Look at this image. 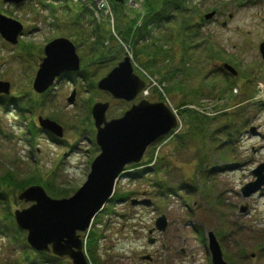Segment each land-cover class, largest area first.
Returning <instances> with one entry per match:
<instances>
[{"label":"rangeland","instance_id":"obj_1","mask_svg":"<svg viewBox=\"0 0 264 264\" xmlns=\"http://www.w3.org/2000/svg\"><path fill=\"white\" fill-rule=\"evenodd\" d=\"M150 1H119L123 8L114 14L115 25L117 20L132 25L125 40L113 28L103 39L94 37L103 28L98 24L108 28V20L93 13V4L105 7L104 0H26L19 5L0 0V14L22 23L17 44L0 31V81L10 84L8 94L0 93V264H71L68 258L29 246L17 212L36 202L19 197L32 187H40L52 199L72 197L88 181L102 153L91 109L109 102L105 117L110 121L122 118L131 106L98 89L114 62L124 61L127 52L138 67L134 71L141 70L142 75L137 74L153 90L152 100L165 97L175 108L184 100L197 102L194 105L206 118L190 126V132L187 120H181L187 129L183 139L176 138L183 130L178 126L169 138H157L142 158L145 166L133 162L121 169L115 191L118 197L129 195L127 201L109 200L92 222L98 235L97 262L212 264L211 251L219 249L227 264H264V187L249 197L241 192L255 179L253 169L264 162V138L257 135L264 134V60L258 50L264 39V0H178L182 12L170 6L158 12L168 10L169 25L161 16L149 21ZM211 11L215 15L206 19ZM74 19L84 32L72 36ZM192 20L200 25L184 35L181 25ZM0 24L6 26L5 35H13L12 23ZM139 26L146 28L135 32ZM177 36V42L170 40ZM59 38L76 44L81 64L90 70L82 76H60L52 90L39 95L32 83L43 49ZM96 41L98 48L93 46ZM126 41H139L141 52L147 53L137 59ZM192 41L201 44L184 54L182 45L189 47ZM112 45L119 59L112 60L111 67L106 60ZM148 54L154 55L155 66L148 64L154 69L140 64ZM224 62L237 74L219 71ZM38 116L63 126V137L52 142L39 129ZM135 198L147 202L132 205ZM163 213L169 219L167 229L150 235ZM212 236L216 246L210 248ZM152 237L156 242L150 244ZM85 252L89 255L87 246ZM145 255L152 261L144 260Z\"/></svg>","mask_w":264,"mask_h":264},{"label":"water","instance_id":"obj_2","mask_svg":"<svg viewBox=\"0 0 264 264\" xmlns=\"http://www.w3.org/2000/svg\"><path fill=\"white\" fill-rule=\"evenodd\" d=\"M117 2L121 0H115ZM5 3L21 4L24 0H4ZM214 12L205 16L211 18ZM0 20L12 23L13 35H5V25L0 24V31L6 39L16 44L22 24L0 14ZM264 58V40L259 45ZM46 57L37 71L33 87L38 92L45 91L55 77L78 68L79 59L75 47L68 39L59 38L45 47ZM224 69L232 74L237 71L228 63ZM99 88L109 91L115 98L127 101L135 99L144 83L134 74L129 58L114 68L99 82ZM9 83L0 82V92L7 93ZM74 94L70 97L72 100ZM108 105L96 103L92 108L97 129L96 140L102 153L93 162L92 173L88 181L72 197L52 199L44 194L40 187L27 189L20 199L33 200L36 203L30 209L17 212L19 226L27 230V241L37 251H52L55 255L68 257L73 264H89L83 252V242L78 231L84 232L90 225L94 215L110 198L114 190L115 179L127 164L138 162L146 147L156 138L166 134L177 124L175 115L165 102L151 103L141 100L133 104L122 118L106 120ZM42 126L55 134H60L61 127L55 122L40 119ZM253 174L255 181L242 188L244 196L256 192L264 184V163L260 164ZM137 200H132L136 204ZM147 202V201H141ZM167 226L165 215L158 217L155 227L162 232ZM149 242H153L150 239ZM216 246L211 238L210 248ZM213 264H227L219 249L211 251Z\"/></svg>","mask_w":264,"mask_h":264},{"label":"trees","instance_id":"obj_3","mask_svg":"<svg viewBox=\"0 0 264 264\" xmlns=\"http://www.w3.org/2000/svg\"><path fill=\"white\" fill-rule=\"evenodd\" d=\"M59 1H61V0H59ZM180 1H178L177 0V2H176V0H153L152 1V3H151V1L148 3V4H150L151 3V10L153 11V13H151V15H152V17H151V19H149V21L150 22H157V21H159V18H160V16L161 17H163L164 19H166L167 20V23H168V25L169 24H171V22L170 21H168V20H170L171 19V17H169L170 16V14L169 13H166V12H168V10H166L165 12H164V14H162V15H160L158 12H161L163 9H165L166 7H168V6H170L173 10H175V11H178L179 13L180 12H182V8H180V5L178 4ZM41 4L42 5H44V2L42 1L41 2ZM111 4H112V7H113V10H114V14H116L117 12H118V14H121V10H122V8H123V6H122V4H120V3H116L114 0H111ZM44 6H48V5H44ZM79 9V8H78ZM84 9H86V13H90V11L87 9V8H85V7H81L80 8V10H84ZM172 13V12H171ZM174 18V17H173ZM152 20V21H151ZM90 22H91V20H89ZM126 22V21H125ZM187 22H189L186 26H185V24H182L181 25V27H183V34L184 33H186L187 31H188V28H190V27H192V28H195V26H198V25H200L197 21H195V22H193V20L192 21H187ZM181 24V23H180ZM179 24V25H180ZM106 25V24H105ZM105 25H103V24H98L97 25V28L99 27V28H101V27H103L101 30H98V33L96 34V35H94V37L95 38H101V39H103L104 38V35H106L105 34V32L106 33H109L110 31H109V27L107 28ZM174 25V24H173ZM131 27H132V25H128L127 23H124V22H122V21H119V20H117V23H116V25H115V29H116V33L117 34H120L125 40H128V37H129V35H130V29H131ZM146 27H142V26H139V28L138 29H136L135 30V32H139V31H142V30H144ZM173 30L175 31V29L173 28ZM81 31V32H80ZM70 34L72 35V36H74L75 34L76 35H78L79 33H83L84 31L82 30V28L79 26V24H78V21H77V19H74L73 21H72V23H71V29H70ZM134 34V33H133ZM185 35V34H184ZM86 37H89L90 38V35H85ZM179 36V35H178ZM178 36L177 37H175V39H170L171 41H174V42H177V41H175L176 40V38H178ZM106 39V38H105ZM77 41H82V39L81 38H79ZM98 41H96V43L95 44H93V46L95 47L96 46V48H98V43H97ZM138 42L139 41H126V43L128 44H132V47L134 48V51H135V57L137 58V59H139V55H141V54H145V53H147V51H146V49L144 50V51H142L141 52V49H140V47H141V44H138ZM130 44V45H131ZM101 45L103 46V43L101 42ZM112 47H113V50H112V53H108V57H107V60L106 61H112V60H114L115 61V59H119V57H118V55L116 54V52H117V50H116V46H114V45H112ZM119 49H120V52H121V55H122V53H123V50L119 47ZM163 50V49H162ZM157 54H159V49L157 48V51H155ZM148 64H153L154 63V66H155V59H154V55H149L148 54ZM114 63H116V62H114ZM147 63H146V65H147V67L148 68H150V67H152L153 69H154V67L153 66H150V65H148ZM159 72V71H158ZM188 114H187V117L190 119V121H191V126H193V124H195V121H196V124H198V123H203V120H202V118L201 117H204L203 115H200L198 112H196V111H194V110H187L186 111ZM206 118V117H205ZM203 163V162H202ZM96 236H98V235H96V233L93 231V230H91L90 231V233H89V235H88V238H87V240H86V246H87V248H89V256H90V260L92 261V263L93 264H99L98 262H97V253H96V251H95V245H96ZM46 254V253H45ZM22 258V257H21ZM19 260V259H18ZM26 261H28V260H24L23 261V264L26 262Z\"/></svg>","mask_w":264,"mask_h":264},{"label":"flooded vegetation","instance_id":"obj_4","mask_svg":"<svg viewBox=\"0 0 264 264\" xmlns=\"http://www.w3.org/2000/svg\"><path fill=\"white\" fill-rule=\"evenodd\" d=\"M49 137H51V140H54V137L51 134H48Z\"/></svg>","mask_w":264,"mask_h":264},{"label":"bare ground","instance_id":"obj_5","mask_svg":"<svg viewBox=\"0 0 264 264\" xmlns=\"http://www.w3.org/2000/svg\"><path fill=\"white\" fill-rule=\"evenodd\" d=\"M150 261H152V258L150 259Z\"/></svg>","mask_w":264,"mask_h":264}]
</instances>
